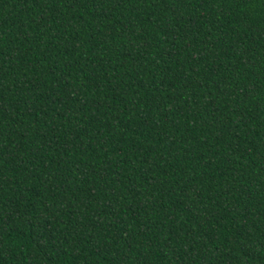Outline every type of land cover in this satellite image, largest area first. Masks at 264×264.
<instances>
[{"label":"trees","instance_id":"1","mask_svg":"<svg viewBox=\"0 0 264 264\" xmlns=\"http://www.w3.org/2000/svg\"><path fill=\"white\" fill-rule=\"evenodd\" d=\"M0 264H264V0H0Z\"/></svg>","mask_w":264,"mask_h":264}]
</instances>
